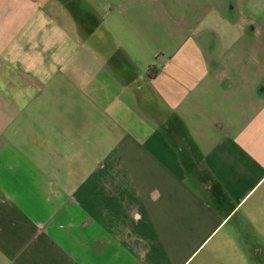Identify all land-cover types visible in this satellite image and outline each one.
I'll return each mask as SVG.
<instances>
[{
	"label": "crops",
	"instance_id": "obj_1",
	"mask_svg": "<svg viewBox=\"0 0 264 264\" xmlns=\"http://www.w3.org/2000/svg\"><path fill=\"white\" fill-rule=\"evenodd\" d=\"M228 1L0 0V264H264Z\"/></svg>",
	"mask_w": 264,
	"mask_h": 264
},
{
	"label": "rangeland",
	"instance_id": "obj_2",
	"mask_svg": "<svg viewBox=\"0 0 264 264\" xmlns=\"http://www.w3.org/2000/svg\"><path fill=\"white\" fill-rule=\"evenodd\" d=\"M167 2L171 3L172 0H167ZM235 2V8L228 10L229 16L237 23L242 24L244 27H248V32L243 39H239L237 41L238 46L233 49L232 53L226 51L225 54H222L223 62H227L229 64L237 63L245 66L252 63L253 57L255 58L256 56L258 57L257 61L259 63L264 62V0H235ZM254 27L257 31L256 33H254ZM226 45L230 46V44L227 43ZM236 50L238 54H235ZM234 56L236 57V61H234ZM259 66L258 72L254 73L249 72V70H244L242 73H249L252 79L264 80V66ZM231 72L233 74L236 73L234 69H232ZM202 255L203 251L197 257H195L191 264H198L201 262L200 259ZM206 264L210 263L206 262ZM238 264H248V262H240Z\"/></svg>",
	"mask_w": 264,
	"mask_h": 264
},
{
	"label": "flooded vegetation",
	"instance_id": "obj_3",
	"mask_svg": "<svg viewBox=\"0 0 264 264\" xmlns=\"http://www.w3.org/2000/svg\"><path fill=\"white\" fill-rule=\"evenodd\" d=\"M232 0L228 1V4L230 5V2ZM258 54V53H257ZM258 57L256 56L255 58L253 57V61L250 64H247L245 66L242 67V69H238L235 70L237 77L244 80V81H248V82H253L256 86L257 92L260 95H264V80H260V79H252V77L249 75V73L244 74L242 73L244 70H249V72H258L259 71V65L264 66V62L259 63L257 60ZM232 76H234V74L231 72Z\"/></svg>",
	"mask_w": 264,
	"mask_h": 264
},
{
	"label": "trees",
	"instance_id": "obj_4",
	"mask_svg": "<svg viewBox=\"0 0 264 264\" xmlns=\"http://www.w3.org/2000/svg\"><path fill=\"white\" fill-rule=\"evenodd\" d=\"M152 76L154 75V74H151Z\"/></svg>",
	"mask_w": 264,
	"mask_h": 264
}]
</instances>
